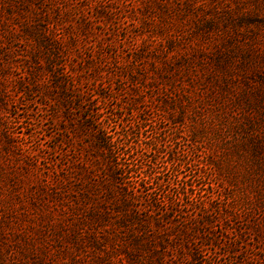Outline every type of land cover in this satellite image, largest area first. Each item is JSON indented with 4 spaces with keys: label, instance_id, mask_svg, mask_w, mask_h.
<instances>
[{
    "label": "trees",
    "instance_id": "obj_1",
    "mask_svg": "<svg viewBox=\"0 0 264 264\" xmlns=\"http://www.w3.org/2000/svg\"><path fill=\"white\" fill-rule=\"evenodd\" d=\"M116 17L122 24L114 30L126 26L125 45L144 34L130 55L122 49L105 51L114 46L115 34L99 26L112 25ZM20 56L26 59L25 69L15 75L19 67L14 59ZM107 59L118 72L104 75L120 80L111 94L125 92L123 85L129 82L136 86L129 103L131 117L148 103L144 95L139 97L142 89L160 87L167 95L180 87L195 89L202 100L191 113L195 125L197 121L205 128L209 121L218 137L234 132L241 147L264 156V0H0V264H195L206 245L219 247L210 215H204L202 229L198 218L188 221L195 223L192 226L187 219L175 223L162 214L163 203L149 192V183L132 187L126 181L127 167L115 148L121 136L118 141L95 116L80 125L71 119L74 95L82 92L85 81L102 74ZM202 67L208 75L204 79L198 76ZM106 89L95 91L96 101L109 98ZM30 92L53 102L54 119L65 114L73 127L72 139L76 131L90 133L85 154L77 148L74 154L66 153L61 167L39 179L15 133L1 119L10 103H18L17 94ZM189 112L184 107L177 123ZM140 120L136 135L144 129ZM205 129H194L195 143L205 137ZM71 138L69 144L75 147ZM147 142V147L154 146L156 159L163 156L161 160L175 166L185 163L167 150L165 140ZM197 156L193 152V158ZM183 183L187 188L182 194L189 198L192 185ZM167 198L172 206L182 201ZM141 199L143 209L136 206ZM203 199L198 205L206 212ZM260 206L264 209V196ZM250 207L248 211L254 209ZM226 210L217 208L229 220L232 214ZM236 252L230 242L228 257ZM240 264L252 263L245 258Z\"/></svg>",
    "mask_w": 264,
    "mask_h": 264
},
{
    "label": "rangeland",
    "instance_id": "obj_2",
    "mask_svg": "<svg viewBox=\"0 0 264 264\" xmlns=\"http://www.w3.org/2000/svg\"><path fill=\"white\" fill-rule=\"evenodd\" d=\"M95 8H98V4H94ZM118 19L116 17L113 24L107 25V27H104V24L99 26L110 31L108 33L115 34L112 39L114 46L105 48V51L111 53L122 49L125 55H130L132 47L136 44L135 40L140 44L144 39V34L135 39L129 38L125 45L126 26L122 25L119 30L113 29L114 25L118 29L116 26L119 23ZM129 23L132 25V22L129 21ZM119 24H122L121 20ZM134 31L133 33H135ZM107 43L105 42L103 46L105 47ZM86 48L90 49L89 46ZM130 60L124 59V62ZM74 61L76 64L80 63V59H74ZM14 62L19 67V72L14 74L23 73L25 69L23 63L26 62V59L20 56L14 59ZM97 63L99 65L100 60H97ZM111 63H113L111 59H107V68L103 69L102 74H98L96 80L85 81L81 86L83 93L74 95L77 98L76 102L72 104L74 110L71 113V119L80 125L84 118L95 116L99 121H102L111 135L118 136V141L122 138L119 143L115 144V148L118 153H121L120 159L127 167L124 170V178L132 187L134 183H149V192L159 195L163 203L162 214L168 216V219L175 223L187 219L186 221L189 223L188 221L198 218L201 220L199 228L202 229L204 215H210L211 221H214L210 230L215 231L218 235L219 247L214 248L210 247L212 245H206L201 261L194 262L195 264H240L245 258L252 264H262L261 259H264V209L260 205L264 196V156L257 157V154L253 156L248 149L241 147L236 135L233 136L234 132L227 135L229 137H226L224 133L218 137L216 129L209 121L204 122L206 129L200 124L197 125V121H195V125L191 119V113L194 107L202 102L198 97L201 95L200 91L195 89L180 87L177 92L174 89L170 90L168 95L159 90L160 87H158L159 89L153 87L149 90L142 89L139 97L144 95V100L148 103L140 105L131 117L129 109L132 108L129 103L134 101L135 94L132 93V90L136 86L133 87V84L129 82L123 85L125 92L111 94V90L120 81L117 77L104 75L108 72L112 74L118 72ZM213 65L216 67L215 63ZM146 66L151 68L149 64ZM198 76L203 79L208 76L203 67ZM101 87H107L103 92L108 94L109 98L96 101L95 91ZM205 91L207 94L212 92L208 84ZM162 98L167 99L171 105H161L158 99ZM15 99L18 100V103L14 104V101L10 103L8 110L1 114V119L5 128L11 133H15V139L21 145L20 148L32 160L33 169L38 171V179L45 176L44 172L52 173L61 167L63 155L66 153L74 154L77 148L82 154H85L90 141L88 137L90 133L88 132L84 136L81 131H76L75 139H72L73 127L67 123L68 120L64 113H61L56 119L52 117L51 105L53 102L48 97L42 98L38 93L30 92L24 97L17 94ZM93 100L95 102L91 103ZM184 107L189 108V116L183 118L184 120L180 119L177 123L176 119L183 114ZM140 119L144 120L142 121L144 129H142L141 135H136ZM92 123L93 121L90 122L91 125H93ZM76 128L79 129V127ZM195 128L197 130L205 129L207 132L205 137H201L196 143L192 139ZM231 129L232 126L228 131ZM228 131L226 133H229ZM77 134L79 138H77ZM70 138L71 141H76L75 147L72 142L69 144ZM159 138L165 140L164 146L168 151L173 150L179 154L185 163L175 166L170 160H161L163 156L156 159L153 151L154 146L149 148L146 143L151 139L154 141ZM193 152L198 155L196 158H193ZM143 153L147 154L146 157L141 156ZM155 160L159 161L157 165L150 163ZM209 162H212L216 168L211 164L208 165ZM154 168L156 171H153ZM159 178H161L160 182H154ZM231 180L232 185L229 183ZM186 181L192 185L189 187V195H191L189 198L182 194L183 188H187L183 183ZM157 182L163 184L162 190H159ZM167 197H172L173 201L180 197L182 201L179 206H172L166 203ZM202 197L208 207L206 212L205 210L201 212V207L198 205ZM143 204L144 200L141 199L136 206L141 207ZM185 207L186 209H184ZM248 207L254 209L248 211ZM217 208L228 209L226 211L230 212L232 216L229 220L226 219V216L217 211ZM193 224L195 223L190 222L188 225L192 226ZM220 233L222 234L220 235ZM230 242L236 244L237 249L232 258L227 254Z\"/></svg>",
    "mask_w": 264,
    "mask_h": 264
}]
</instances>
